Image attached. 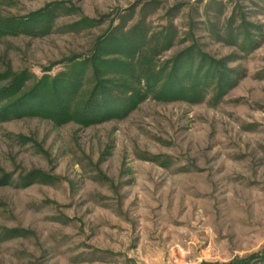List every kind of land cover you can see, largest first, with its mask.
Wrapping results in <instances>:
<instances>
[{
  "label": "rangeland",
  "instance_id": "374dc122",
  "mask_svg": "<svg viewBox=\"0 0 264 264\" xmlns=\"http://www.w3.org/2000/svg\"><path fill=\"white\" fill-rule=\"evenodd\" d=\"M0 264H264V0H0Z\"/></svg>",
  "mask_w": 264,
  "mask_h": 264
},
{
  "label": "trees",
  "instance_id": "16d2710c",
  "mask_svg": "<svg viewBox=\"0 0 264 264\" xmlns=\"http://www.w3.org/2000/svg\"><path fill=\"white\" fill-rule=\"evenodd\" d=\"M68 81V79H64L62 82H61V80L60 81H55L54 82V85L52 86V89L50 90V91H52L53 90V92L52 93H50L49 94V92L50 91H48L49 90V87L47 86V87H45L44 85H42V87H38L39 89H37V91H35L36 93H37V95L39 96V101H41L42 102V104H43V101H44V103L48 100V99H50V98H53V97H56L57 96V94H55L57 91H56V87L60 84V83H66ZM42 83V82H41ZM16 88V83H12V84H10V86L9 87H7L6 89H8V91L9 92H11V94L12 93H14V89ZM106 104H111V105H116V102L115 101H113V103H106ZM112 113V112H111ZM248 260H246V261H243L244 263H246Z\"/></svg>",
  "mask_w": 264,
  "mask_h": 264
}]
</instances>
